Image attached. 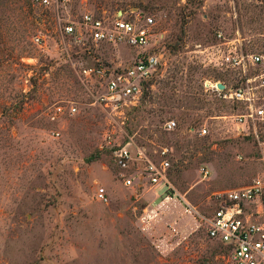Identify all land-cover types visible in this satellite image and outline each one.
<instances>
[{
	"label": "rangeland",
	"instance_id": "1",
	"mask_svg": "<svg viewBox=\"0 0 264 264\" xmlns=\"http://www.w3.org/2000/svg\"><path fill=\"white\" fill-rule=\"evenodd\" d=\"M86 8L107 20L155 18L163 64L135 103L114 109L95 100L101 82L82 68L126 66L136 49L59 30L58 12ZM230 46L264 51V0H89L57 11L0 0V264H230L205 216L218 191L264 178L259 146L235 129V103L206 88L208 79H243L219 62ZM61 103L76 110L61 114ZM106 133L153 159L165 150L178 194L156 193L140 162L125 185ZM100 186L107 200L97 197Z\"/></svg>",
	"mask_w": 264,
	"mask_h": 264
},
{
	"label": "built area",
	"instance_id": "2",
	"mask_svg": "<svg viewBox=\"0 0 264 264\" xmlns=\"http://www.w3.org/2000/svg\"><path fill=\"white\" fill-rule=\"evenodd\" d=\"M45 7L85 4L89 0H33ZM56 22L59 30L76 39H91L96 43L122 44L136 49L134 58L126 66L99 64L85 66L82 71L86 75L99 78L102 90L96 94L95 100L106 106L117 109L127 102L135 103L140 97L143 87L162 62V51L153 41L156 21L148 13H136L130 17L126 13H115L112 19H105L90 9L66 16L57 13ZM36 43L41 42L39 35H34ZM220 63L227 68L242 70V80L236 84H225L221 80L208 79L206 88L220 97L235 103L231 114L238 133L250 135L262 152L264 165V51L237 52L235 48H227L220 54ZM253 66L247 73L248 66ZM223 83V87L217 85ZM74 104H57L56 111L64 114L74 113ZM176 125L174 119L164 122L167 129ZM206 127L201 126L198 133L204 134ZM106 145L110 148L112 158L118 168L117 176L125 185L133 181L132 171L140 162V175L148 183L154 185L156 193L166 192L176 196L178 192L171 190L167 177L170 161L161 151L160 158L153 159L143 150L133 148L131 140L114 141L111 133H106ZM207 170H205V174ZM217 205L205 216L206 234L219 241L229 251L230 264H264V178L254 177L249 183L225 188L216 193ZM97 197L107 200L103 186L98 187ZM185 200V199H184ZM186 211L191 210L185 200Z\"/></svg>",
	"mask_w": 264,
	"mask_h": 264
},
{
	"label": "water",
	"instance_id": "3",
	"mask_svg": "<svg viewBox=\"0 0 264 264\" xmlns=\"http://www.w3.org/2000/svg\"><path fill=\"white\" fill-rule=\"evenodd\" d=\"M217 85H218L219 87H223V83H222V82H218Z\"/></svg>",
	"mask_w": 264,
	"mask_h": 264
}]
</instances>
